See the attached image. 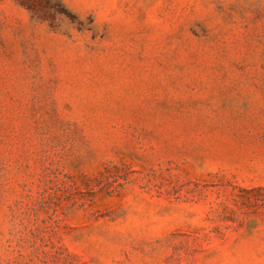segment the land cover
Returning <instances> with one entry per match:
<instances>
[{
  "label": "rangeland",
  "instance_id": "374dc122",
  "mask_svg": "<svg viewBox=\"0 0 264 264\" xmlns=\"http://www.w3.org/2000/svg\"><path fill=\"white\" fill-rule=\"evenodd\" d=\"M0 0V264H264V0Z\"/></svg>",
  "mask_w": 264,
  "mask_h": 264
},
{
  "label": "trees",
  "instance_id": "16d2710c",
  "mask_svg": "<svg viewBox=\"0 0 264 264\" xmlns=\"http://www.w3.org/2000/svg\"><path fill=\"white\" fill-rule=\"evenodd\" d=\"M21 5L27 7L28 9L32 11L39 12V4L42 3V1H45L46 4H50L51 0H18Z\"/></svg>",
  "mask_w": 264,
  "mask_h": 264
}]
</instances>
